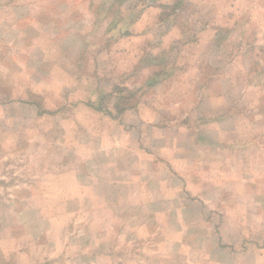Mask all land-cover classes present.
<instances>
[{
    "label": "rangeland",
    "instance_id": "374dc122",
    "mask_svg": "<svg viewBox=\"0 0 264 264\" xmlns=\"http://www.w3.org/2000/svg\"><path fill=\"white\" fill-rule=\"evenodd\" d=\"M0 264H264V0H0Z\"/></svg>",
    "mask_w": 264,
    "mask_h": 264
},
{
    "label": "crops",
    "instance_id": "0c3cea01",
    "mask_svg": "<svg viewBox=\"0 0 264 264\" xmlns=\"http://www.w3.org/2000/svg\"><path fill=\"white\" fill-rule=\"evenodd\" d=\"M180 150V149H179ZM180 156H181V154H180V152H177ZM176 156H177V154H176Z\"/></svg>",
    "mask_w": 264,
    "mask_h": 264
},
{
    "label": "trees",
    "instance_id": "16d2710c",
    "mask_svg": "<svg viewBox=\"0 0 264 264\" xmlns=\"http://www.w3.org/2000/svg\"><path fill=\"white\" fill-rule=\"evenodd\" d=\"M173 8H175V6Z\"/></svg>",
    "mask_w": 264,
    "mask_h": 264
}]
</instances>
